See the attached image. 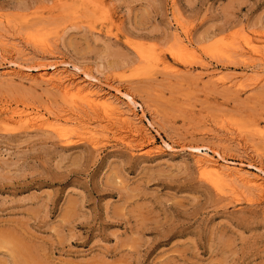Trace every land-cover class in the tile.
I'll return each instance as SVG.
<instances>
[{"label": "rangeland", "instance_id": "1", "mask_svg": "<svg viewBox=\"0 0 264 264\" xmlns=\"http://www.w3.org/2000/svg\"><path fill=\"white\" fill-rule=\"evenodd\" d=\"M0 44V264H264V191L199 160L264 177V0H0ZM55 65L119 96L153 148L72 108ZM35 110L67 135L11 118Z\"/></svg>", "mask_w": 264, "mask_h": 264}, {"label": "bare ground", "instance_id": "2", "mask_svg": "<svg viewBox=\"0 0 264 264\" xmlns=\"http://www.w3.org/2000/svg\"><path fill=\"white\" fill-rule=\"evenodd\" d=\"M180 46L185 51L190 50V45H188L185 41H182ZM0 51L5 52V48L1 44H0ZM11 64L13 66L15 65V63H13V62H11ZM164 65H166V64H164ZM171 68L172 67H170L169 69H171ZM28 69L31 70L32 68L28 67ZM51 69L53 71L44 70L42 73H40L41 77L47 79L48 81L51 82V84H54L56 87L60 88L64 92L65 95L69 96L71 94V92H73V91L76 92L77 96L79 95V98H75V99L72 98V99L67 100V102H70L69 104H71L72 108H75V109L79 108L80 110H82L84 112H87V113L89 112L91 114L93 113L94 115H92V116H96L98 119L100 117V119L102 120V123H106L108 125L111 124L110 126H112V125L117 126L118 124L123 125L125 128H127L130 131V136H132L134 138V140L138 141L140 147H142V148L143 147L148 148L147 146L152 145V143H151L152 139L151 138H153V137L150 136L151 132H149V130L147 128L148 126L147 127L141 126V124H139L140 125L139 126V125H137L138 122L134 123L132 121L134 117L132 118L131 112L128 110H125L122 107L121 100H120L119 96L113 95L110 92H106L105 89H103L97 83L93 82V80H91V78L93 76L91 77L90 75H85L84 78H80V76H78L77 74L70 73L69 68L66 67L65 69H61V67H58L56 65L53 66ZM215 77H217V76H215ZM96 82H98V81H96ZM116 91H118V90H116ZM114 94H116V93H114ZM125 95H126V98L130 101H132L134 99V97L132 95H130V93L129 94L126 93ZM78 112H79V110H78ZM98 113L100 114L99 117L96 115ZM132 114H136L135 110ZM24 117L32 119L35 124L49 125L50 127L52 126L53 128L61 129L62 133H60V134H63V135H67L63 125L69 123V121L71 119V117H69L68 114L67 115L63 114L62 117L57 116V117L52 118L50 115L47 116L45 114V112L42 113L39 110H35L32 112H26L25 115H21L20 112L15 111L11 118L21 120ZM136 118H138V117H136ZM136 118H134L135 121L137 120ZM79 123H84V122L82 119L79 118ZM113 123H115V124H113ZM143 124L144 123H142V125ZM83 126L85 127L84 129H86V131H87L86 135H88L90 137L91 136L90 134L93 131L88 126H85V125H83ZM91 137H90V139H91ZM93 138H94V136H93ZM93 142L95 143V141H93ZM150 147H152V146H150ZM148 149H150V148H148ZM203 155L204 156H203L202 160H201V157L199 156V160L201 161V167L200 168L202 169L203 176L204 177L206 176L211 181V183L214 184L215 186H217L218 188H220V189L226 188V186H228L230 180H239L240 182H242L247 187L248 186H251L254 188L259 187L264 191V177L262 175H260L258 172L251 171L249 169H245V168L239 166V164L232 162L231 160L227 159L220 151H216L215 157L213 155L209 154V152L208 153L205 152V154H203ZM248 165H250V164H248ZM250 166H252V165H250Z\"/></svg>", "mask_w": 264, "mask_h": 264}]
</instances>
